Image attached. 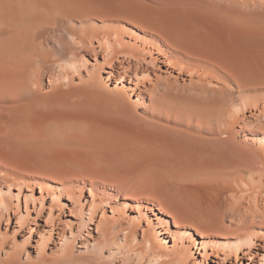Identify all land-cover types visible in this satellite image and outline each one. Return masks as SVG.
I'll use <instances>...</instances> for the list:
<instances>
[{"label":"bare ground","instance_id":"bare-ground-1","mask_svg":"<svg viewBox=\"0 0 264 264\" xmlns=\"http://www.w3.org/2000/svg\"><path fill=\"white\" fill-rule=\"evenodd\" d=\"M215 1L209 6L212 19L205 23L174 10H168L161 23L142 29L134 23L140 30L132 28L131 44L125 42L119 23H108L119 19L106 10L110 9L107 0H0L1 142L40 140L38 146L46 153L78 147L84 161L110 166L114 173H122V166L132 163L140 177L164 194L158 223L173 235L169 256L177 264L190 260L196 244L205 259H212L218 243L240 247L245 233L252 246L257 237H264V211L251 205L249 215L231 199L244 182L250 185L256 174L264 176V0ZM118 2L122 6L123 0ZM209 2L196 4L202 8ZM101 31L115 34L125 48L134 50L136 33L150 36L156 42L152 46L165 53L172 66L196 72L198 79L181 82L169 77L165 83L153 84L142 107L146 128L139 130L136 122L132 125L138 131L116 134L99 114L137 117L123 97L117 98V108L110 104L103 109L90 104L89 95L80 101L83 104L71 101L61 88L62 75L68 72L65 64L77 61V48L69 40L76 37L86 45L98 40ZM89 90L84 89L87 94ZM90 108L100 112L98 117L91 116ZM92 146L97 152L90 151ZM103 148L116 154L100 152ZM111 227L109 219L100 222L105 242L94 239V248L102 250L109 243ZM243 251L225 252L224 259L231 261ZM13 255L0 258V264H22Z\"/></svg>","mask_w":264,"mask_h":264},{"label":"rangeland","instance_id":"rangeland-1","mask_svg":"<svg viewBox=\"0 0 264 264\" xmlns=\"http://www.w3.org/2000/svg\"><path fill=\"white\" fill-rule=\"evenodd\" d=\"M207 1L211 3L203 6V10L196 4L198 0H123L122 6L118 0H107L110 9L106 7V10L110 14L115 12V17L119 19L108 23H119L125 31V42L133 44L135 40L128 36H135L131 32L132 28L138 32L140 29L136 25L145 28L152 22L161 23L168 10L185 14L195 21L208 22L212 19L209 14L211 8L217 2ZM233 2L238 4L239 0ZM199 12L203 14L199 15ZM156 16L159 19H156ZM151 18L154 20H150ZM101 34L98 40L93 39V43L86 45L76 37L69 40L77 48V61L65 64L68 72L62 75L61 80L64 81L61 85H64L61 88L64 87V92L68 91L67 97L71 96V101L77 100L78 104H83L81 102H85L86 95H89L91 100L88 102L102 108L110 107V104L113 105L111 109L117 108V98L123 97L125 103L137 114V117L133 116L134 120L131 116L118 113L108 118L107 115L99 114L98 110L90 108L91 116L98 117V113L100 120L113 127L116 134L146 128L147 125L142 119L146 118V114H143L142 107L146 101L147 90L153 84L165 83L169 77L174 80L178 77L181 82L184 79L186 82L192 78L198 79L196 72L189 73L172 66V63L166 60V54L152 46V43L156 42L150 36L136 33L139 36L136 40L138 49L134 50L131 46L125 48L115 34L108 36L104 31H101ZM87 45H92V48ZM58 70L62 71L63 67L59 66ZM216 84V81L211 83L212 86ZM84 89H90V94ZM251 113H247V116ZM136 122H140L136 125L138 129L134 126ZM34 140H6L2 141L3 143L0 140L2 260L7 259L9 254L16 253L13 256L17 255L22 264H37L42 261L45 264H177L169 256L171 244L174 242L173 235L169 231L165 232L158 223V205L165 199L164 194L152 182L149 183L150 181L140 177L132 163L126 162L122 166V173L125 172L123 175L117 172L115 174L113 169L106 165H102V168L97 165V170L95 165L91 164L93 160L90 163L84 161V152H79L78 147H64L59 148L60 150L55 148L56 151L46 153L38 146L41 141ZM67 149L70 151L65 152ZM90 151L97 152V149L92 146ZM102 151L110 154L109 156L116 154L112 149L108 152L107 148H103L100 152ZM42 155H46L45 158ZM259 175L250 178L252 184L250 181L246 182L250 185H245L244 182L243 187L231 197L232 201L237 205L240 203L241 209L249 215L251 205L257 211H264V176L261 179ZM103 219H109L112 227L108 230L109 243L104 244L100 250L93 247V241L98 239L102 243L105 242L103 231L98 229ZM247 235L242 233L244 237L239 240L242 244L240 247L235 244L230 247L224 243L214 245L215 254L212 259H205L201 245L196 244L197 246L193 247L195 253L185 264H221V261L223 264H264V237H257L256 243L251 246ZM238 248L239 251L243 249L244 253L238 258L233 256L231 261H225V252L236 254ZM216 251L220 253L216 254ZM249 251L251 253H248Z\"/></svg>","mask_w":264,"mask_h":264}]
</instances>
